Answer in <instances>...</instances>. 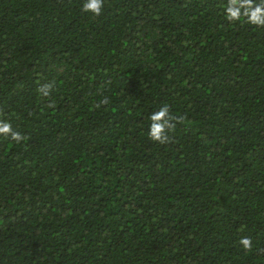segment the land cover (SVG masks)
<instances>
[{
  "label": "trees",
  "instance_id": "trees-1",
  "mask_svg": "<svg viewBox=\"0 0 264 264\" xmlns=\"http://www.w3.org/2000/svg\"><path fill=\"white\" fill-rule=\"evenodd\" d=\"M87 2L0 0V264H264V0Z\"/></svg>",
  "mask_w": 264,
  "mask_h": 264
},
{
  "label": "clouds",
  "instance_id": "clouds-1",
  "mask_svg": "<svg viewBox=\"0 0 264 264\" xmlns=\"http://www.w3.org/2000/svg\"><path fill=\"white\" fill-rule=\"evenodd\" d=\"M102 8H103V0H88V2L85 3V5L83 6L84 11H90L97 16L101 14ZM262 14H264V9L258 8L255 13L256 18L253 19V22L264 23V20L259 19V17ZM236 15H233L232 13V17H235ZM45 87H48V86H45ZM168 111H169L168 107L164 106L158 112L153 113L152 116L150 117V119L153 121L150 127V132H149L150 139L154 141H159L161 143H164L168 139L167 136L164 134L166 128L169 127L168 121L164 120V118L168 116ZM160 121H164V123H160ZM0 130H3V129H0ZM13 138H16V137L14 136ZM241 242L246 248L248 249L251 248V241L249 239L245 238Z\"/></svg>",
  "mask_w": 264,
  "mask_h": 264
}]
</instances>
